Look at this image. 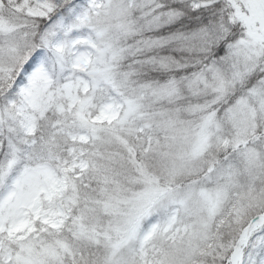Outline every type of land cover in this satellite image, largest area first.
<instances>
[{"label":"snow or ice","instance_id":"1","mask_svg":"<svg viewBox=\"0 0 264 264\" xmlns=\"http://www.w3.org/2000/svg\"><path fill=\"white\" fill-rule=\"evenodd\" d=\"M0 264H264V0H0Z\"/></svg>","mask_w":264,"mask_h":264}]
</instances>
